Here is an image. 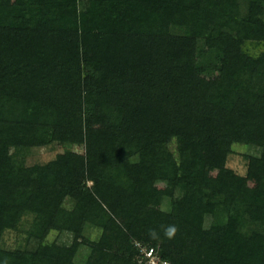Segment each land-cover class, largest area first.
I'll list each match as a JSON object with an SVG mask.
<instances>
[{
    "label": "trees",
    "instance_id": "obj_1",
    "mask_svg": "<svg viewBox=\"0 0 264 264\" xmlns=\"http://www.w3.org/2000/svg\"><path fill=\"white\" fill-rule=\"evenodd\" d=\"M56 142L83 151L26 164ZM135 241L264 264V0H0V264H142Z\"/></svg>",
    "mask_w": 264,
    "mask_h": 264
},
{
    "label": "rangeland",
    "instance_id": "obj_2",
    "mask_svg": "<svg viewBox=\"0 0 264 264\" xmlns=\"http://www.w3.org/2000/svg\"><path fill=\"white\" fill-rule=\"evenodd\" d=\"M209 69H207L208 71ZM172 149H176V143H172L171 145ZM68 149L76 150V151H83V146L79 145H74V144H63L61 142H56L48 146H43V147H37L34 148L33 151H31L29 154L26 156V164L27 165H34V164H44L52 159H54L59 153L65 152ZM233 153L230 154L229 159H228V166L236 170L240 174H246L247 173V159L246 155H252V154H257L258 149L249 144H241V143H236L233 146ZM213 176L218 177L217 173L213 174ZM252 178L250 179V187L256 188L258 185V175L254 174L251 176ZM164 184H161L158 186L159 191H161L163 188ZM158 202V201H155ZM161 201H159L160 207L162 206ZM68 207L73 206V201H68L67 203ZM107 217V216H106ZM104 216V218H106ZM103 218V219H104ZM98 230L92 231V236L95 237L96 233ZM26 234L24 233H18L17 231L14 230H8L5 232L2 246L7 249H14L18 247L19 245H23L27 242L26 239ZM67 234L62 233L59 234L56 231H53L49 235V240H54V239H60V241H67ZM88 253V248L84 247L81 249L80 252V261L82 260L81 258L85 257Z\"/></svg>",
    "mask_w": 264,
    "mask_h": 264
},
{
    "label": "built area",
    "instance_id": "obj_3",
    "mask_svg": "<svg viewBox=\"0 0 264 264\" xmlns=\"http://www.w3.org/2000/svg\"><path fill=\"white\" fill-rule=\"evenodd\" d=\"M139 249L138 259L142 264H172L168 259L163 258L157 247L135 241Z\"/></svg>",
    "mask_w": 264,
    "mask_h": 264
},
{
    "label": "clouds",
    "instance_id": "obj_4",
    "mask_svg": "<svg viewBox=\"0 0 264 264\" xmlns=\"http://www.w3.org/2000/svg\"><path fill=\"white\" fill-rule=\"evenodd\" d=\"M164 236L168 239H172L175 237V235L178 232V227L175 224H170L164 227L163 229ZM149 235L152 239H159V233L155 229L149 230ZM5 264H7V261H5Z\"/></svg>",
    "mask_w": 264,
    "mask_h": 264
}]
</instances>
